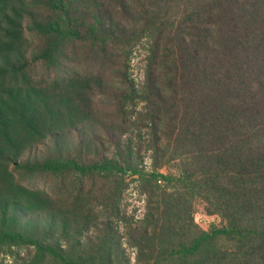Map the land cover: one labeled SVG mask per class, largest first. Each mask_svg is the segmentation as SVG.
<instances>
[{
    "label": "trees",
    "instance_id": "obj_1",
    "mask_svg": "<svg viewBox=\"0 0 264 264\" xmlns=\"http://www.w3.org/2000/svg\"><path fill=\"white\" fill-rule=\"evenodd\" d=\"M0 264H264V0H0Z\"/></svg>",
    "mask_w": 264,
    "mask_h": 264
},
{
    "label": "rangeland",
    "instance_id": "obj_2",
    "mask_svg": "<svg viewBox=\"0 0 264 264\" xmlns=\"http://www.w3.org/2000/svg\"><path fill=\"white\" fill-rule=\"evenodd\" d=\"M143 58V51L138 50L135 53L131 63L133 77L137 81H141L143 79ZM99 66L100 63L97 60L90 59L89 53L83 47L75 49L72 52L71 60L68 62V68L70 71L97 72ZM101 108L103 110H108L110 105L106 102L101 105ZM42 151L43 147H38L33 151L32 156H34L35 153L40 154ZM28 156L29 154H27L25 157ZM147 163L149 164L150 161L147 160ZM23 179L24 180H22V182L27 186L47 194V196L54 203L57 211L66 215H72L74 213V202L76 201L77 196L75 195L74 188L68 179L58 178L47 174L28 175L23 177ZM85 190H87V187ZM124 199V203L128 204L129 211H133L134 209H139L140 212L143 211L145 204L144 198L139 195L135 183L130 184V188L126 192ZM195 220L197 224L205 230H209L214 225L219 226L222 223L219 216H212L206 213L205 204L201 201L196 202ZM9 261L10 260L7 259V262Z\"/></svg>",
    "mask_w": 264,
    "mask_h": 264
}]
</instances>
